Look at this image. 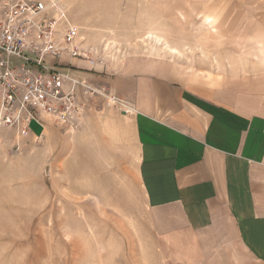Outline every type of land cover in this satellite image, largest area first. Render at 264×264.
<instances>
[{"label": "rangeland", "instance_id": "rangeland-1", "mask_svg": "<svg viewBox=\"0 0 264 264\" xmlns=\"http://www.w3.org/2000/svg\"><path fill=\"white\" fill-rule=\"evenodd\" d=\"M62 2L99 64L89 71L94 91L81 95L73 131L51 121L28 136L0 130V264H138L145 192L133 113L114 104L112 81L123 65L148 61L184 81L260 71L264 0ZM150 27L183 55L144 44Z\"/></svg>", "mask_w": 264, "mask_h": 264}, {"label": "crops", "instance_id": "crops-1", "mask_svg": "<svg viewBox=\"0 0 264 264\" xmlns=\"http://www.w3.org/2000/svg\"><path fill=\"white\" fill-rule=\"evenodd\" d=\"M73 62L88 80L99 65ZM120 68L146 203L136 263L264 264V67L201 82L166 63Z\"/></svg>", "mask_w": 264, "mask_h": 264}, {"label": "built area", "instance_id": "built-area-1", "mask_svg": "<svg viewBox=\"0 0 264 264\" xmlns=\"http://www.w3.org/2000/svg\"><path fill=\"white\" fill-rule=\"evenodd\" d=\"M83 41L60 0H0V130L28 136L47 121L79 127L81 95L94 91L73 62L91 59Z\"/></svg>", "mask_w": 264, "mask_h": 264}, {"label": "bare ground", "instance_id": "bare-ground-1", "mask_svg": "<svg viewBox=\"0 0 264 264\" xmlns=\"http://www.w3.org/2000/svg\"><path fill=\"white\" fill-rule=\"evenodd\" d=\"M144 37L145 38L142 39L143 43L147 44V45L155 46L158 49L157 52L169 53L173 56L174 55H176V56L183 55L181 53V51L172 47L169 44L168 40L165 37H163L162 35H159L158 33L148 32V33H146V35ZM114 104H115V102H114Z\"/></svg>", "mask_w": 264, "mask_h": 264}]
</instances>
